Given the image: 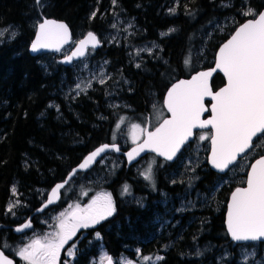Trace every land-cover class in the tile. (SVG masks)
Segmentation results:
<instances>
[{
    "label": "trees",
    "instance_id": "trees-1",
    "mask_svg": "<svg viewBox=\"0 0 264 264\" xmlns=\"http://www.w3.org/2000/svg\"><path fill=\"white\" fill-rule=\"evenodd\" d=\"M263 9L264 0H0V32H5L0 40V247L13 256L5 242L16 244L14 227L28 219L57 182L94 148L113 143L123 117L146 120L153 101L162 103L174 81L211 67L221 44ZM249 10L253 15H245ZM45 18L66 21L74 39L90 31L99 36L102 46L89 52L90 60L107 71L103 81L76 94L67 88L76 80L77 62L65 65L61 54L31 55L37 25ZM116 18L131 23L130 29L118 34ZM202 49L204 60L197 62L196 52ZM224 83L217 74L212 86L217 90ZM262 155L264 147L253 161ZM158 164L155 185L139 172H128L126 162L114 170L96 164L88 173H78L62 191L61 201L45 211L50 215L62 207L67 189L76 180L81 183L80 177H111L107 187L114 214L89 230L92 241L79 245L76 264H89L101 250L140 264L159 255L162 259L151 264H245L244 246L233 242L225 227L229 196L245 183L218 188L226 173L213 171L206 162L198 169L193 194L209 196L208 204L181 214L178 231H165L173 235L158 236L155 218H167L173 198L189 190L187 184L169 180L177 164ZM131 196L139 198L138 205L130 204ZM13 197L22 205L12 212L8 204ZM252 245L256 243L247 246ZM257 245L264 252V241ZM262 258L264 264V253Z\"/></svg>",
    "mask_w": 264,
    "mask_h": 264
},
{
    "label": "snow or ice",
    "instance_id": "snow-or-ice-1",
    "mask_svg": "<svg viewBox=\"0 0 264 264\" xmlns=\"http://www.w3.org/2000/svg\"><path fill=\"white\" fill-rule=\"evenodd\" d=\"M245 15H253V12L249 10ZM66 37V25L45 21L40 25V33L32 45V50L48 47L49 41H61ZM96 42L95 35L88 33L73 55H84V46ZM68 59L71 60V57ZM216 68L224 72L228 80L227 86L218 92H212L208 78L215 69L198 73L191 81H181L174 85L169 90L166 101L172 118L164 120L154 132L148 133L140 151L148 146L171 159L179 146L192 134L193 128H205L210 124L215 129V135L212 137V162L215 167L223 170L236 159L238 153L253 145V137L264 135V13L258 14L257 19L243 24L223 45ZM204 96H211L216 103L211 108V119L201 121L200 115L205 111L202 103ZM107 147L108 145H104L97 149L80 167H86L89 161ZM134 153L136 149L128 154L130 159ZM247 185V188H238L233 193L229 205L228 230L237 241L264 238V157L252 166ZM61 187L63 185H57L52 195L55 196ZM100 201L104 203L98 207ZM51 202L49 200V203ZM114 210L110 196L97 197L82 214H71L72 223L61 220L60 231L51 239L45 243L33 241L22 249L19 255L28 261V264H56L60 249L78 228L96 224L111 215ZM0 264H12V261L0 254Z\"/></svg>",
    "mask_w": 264,
    "mask_h": 264
},
{
    "label": "rangeland",
    "instance_id": "rangeland-1",
    "mask_svg": "<svg viewBox=\"0 0 264 264\" xmlns=\"http://www.w3.org/2000/svg\"><path fill=\"white\" fill-rule=\"evenodd\" d=\"M117 19V30L116 32L120 34L122 32V29L129 30L131 23L125 22L122 18H116ZM5 32H0V40L2 41L3 37L5 36ZM78 39H76L77 41ZM69 49H72V46H69ZM68 49H64L62 51L63 55L67 54ZM91 52V49H90ZM88 56L81 60L78 63V65H74V68H77L78 74L76 75V80L72 86H68V91H71L78 94L84 91H87L95 81H103L107 77V71L100 66V64H96L95 62L90 60V53ZM204 52L202 49V52H199L196 57L198 58L197 62H200L204 60L203 58ZM194 56H190L188 58V61H193ZM200 59V60H199ZM188 72H193V68L190 66L188 67ZM79 85V87H78ZM156 101V100H154ZM157 105V104H155ZM164 117V111L162 110V107L157 105L153 112H152V119H151V127L156 126L160 120H162ZM138 126V127H133ZM211 132L205 130L200 133L196 143L194 144V147L191 148L193 151H189L185 157L181 158L177 163L176 171L172 173L170 177V181L172 183H183L187 184L189 190L187 189V193L184 195H178L179 197V205L181 208L177 210L176 212L180 214L182 211H185L191 209V211L196 210L198 207H204L209 202V196L206 195H199V194H193L194 191V184L197 181V173L198 169L202 168L203 164L207 162V155L206 150H208V147L210 146V138H211ZM144 137L143 129H142V123L137 122V120H134V118L131 119V117H123L117 125V132L114 134V140L113 143H117V141L120 142V144L123 147H129L132 144H136L140 142ZM201 137H204L203 139ZM264 147V135H262L257 143H255V146L251 151H249L247 154L243 155L240 160L235 164V166L225 174V177L221 179V183L219 184L218 188L222 184H234L237 182H244L243 178H245L247 174V170L250 167L254 155L257 153L259 148ZM210 150V148H209ZM122 160L119 158H115L113 156V152H110L106 154V156L102 159V161L99 163L102 166L107 167L108 165H111L112 170L115 168L118 169L120 167V163ZM158 160L155 156H149L146 157L145 160L141 162V164L138 167L139 174L144 177V179H147L149 181V184L153 185V180L155 179L156 175V169L158 167ZM120 169V168H119ZM148 177V178H146ZM81 183L76 180L72 187L67 189L66 195H67V201L63 204L62 207H60L57 211L51 213L50 215L47 214L44 217L38 218V223L40 229H37L38 232H34L33 234L21 238L19 241L16 242L14 245H8L5 242V248L10 250V252L14 255L19 257L22 264H28V261L24 260L20 255V251L30 245L33 241L39 240L41 243H45L48 239H51L52 236L60 231L59 224L61 220H66L68 223H72L71 214L76 212L82 214L83 210H86L88 206L92 203L93 200H95L97 197H102L105 195H108L111 197L112 206L114 208V201L111 190L108 188L111 185V177L108 178L106 175H89L87 178L80 177ZM192 182V183H191ZM108 186V187H107ZM73 187L75 189V192L73 191ZM125 189V188H124ZM16 191V190H15ZM128 188L127 191L128 192ZM129 194L132 193V191L128 192ZM213 195H211V198H213ZM103 201H100L98 204V207L103 205ZM20 205H22V202L20 200L15 199L14 197L11 199L10 203L8 204V210L11 208V211L13 212L16 210ZM115 209V208H114ZM115 211V210H114ZM114 211L111 215L106 216L103 220H100L96 224H92L89 227H80L76 230L75 234L72 235V237L63 245L61 249H65L64 255H69L71 258L69 259V262L67 264H74L73 258L75 257V248L76 244H71V241L73 243L75 241V237L86 229L94 228L104 220L108 219L110 216L114 214ZM63 214V215H62ZM168 221V220H167ZM171 221V220H169ZM172 222V221H171ZM178 221L176 222V224ZM79 233V234H78ZM97 234V233H96ZM97 239H99V235H96ZM261 247L259 245H252L243 247L241 249V255L242 259L245 264H263V258L262 255L264 252H260ZM69 252L72 254L70 255ZM110 253L107 250H101L99 257L92 259L89 264H103L108 258ZM158 256L156 257H145L142 260L143 264H151L155 261H157ZM58 259L56 260V264H58ZM113 259L116 261V264H140L136 260H133L131 258L120 256L119 258H116L115 256Z\"/></svg>",
    "mask_w": 264,
    "mask_h": 264
},
{
    "label": "water",
    "instance_id": "water-1",
    "mask_svg": "<svg viewBox=\"0 0 264 264\" xmlns=\"http://www.w3.org/2000/svg\"><path fill=\"white\" fill-rule=\"evenodd\" d=\"M260 13H264V9ZM257 18H258V15L256 17H254V18L247 19V20H245L242 24H240L235 29V31L231 34V36L224 43H222L221 46L218 48V50L216 52L214 64L211 67L197 70L196 72H193L189 77L180 78V79L174 81L169 86V88L167 89V91H166V93L164 95V101H163L164 108L167 111L168 115L160 122V124L156 128H158L163 123L164 120L171 119L172 118V113L168 111V107H167L166 101H167V98H168V92H169L170 89L173 88L174 85L179 84L181 81H191L193 79V77L196 76L198 73L208 72V71H212L213 69H215V71H212V75L208 78L209 87L211 88L212 92L213 93L218 92L220 89H222V88H224V87L227 86L228 80H227V77L225 76L224 72L221 71L220 69L216 68V62H217V59L219 57L220 49L223 47L224 44H226L232 38L233 35H235L236 31L243 24L247 23L249 20H254V19H257ZM45 21H54L57 24H64V25H66V27H67V37H66V39L61 40V41L51 40V41L48 42L49 43V46L48 47L38 48L36 51H33L32 50V45L36 41L37 36L40 33V25L43 24ZM88 33H93L95 35V37H96V41L97 42L95 44H93V43L86 44L84 46V55H82V56L75 55L74 56L73 53L76 52L78 48H80V46H81L80 45V42L83 41V40H85L87 38ZM88 33H86L83 37H81L80 39H78L76 41V39H74V37H73V32L71 30V27L69 26V24L66 21L59 20V19H54V18H45L42 21H40L38 23V25H37L36 34H35V37H34L32 43H31V46L29 48V51H30L31 55H33V56H37V55H39L41 53L61 54L64 49L69 48V46H72L71 51L67 55H64V56H62L60 58V62L61 63L65 64V65H68V66H71V65L75 64L76 62H79L81 60H84L88 56V53H89L90 49L96 50V49H98V48H100L102 46V43L100 41V38H99V36L95 32L90 31ZM69 57H71V60L68 59ZM217 74H221L224 77L225 83H224V85L222 87L218 88L217 90H214V88L212 86V81H213V78ZM207 101H210L211 102V104L209 106L206 104ZM202 103L204 105L205 111L203 113H201L200 120L201 121H204V120L211 119V117H212L211 108L216 103V101L213 100L211 96H204ZM209 112H210V114L207 117H205ZM156 128L153 129V130H151V131H149L147 129L146 132H145V135H144V137L142 139V141H140L137 144L131 145L126 150H124L119 143H103V144H100L99 146H97L96 148H94L87 155H85L83 157V159L67 174L66 178L63 181L57 182L51 188V190L47 194L46 199L42 202V204L37 209L34 210V212L32 213V215L25 222H23V223H21L19 225H16L14 227V233L16 235H20V234H22V233L30 230L33 227V221H32L33 216L42 214L47 209H49L51 206L57 205L61 201L62 191L69 184V182L75 176H77L78 173L90 171L93 167L96 166V164H99L100 163V161L106 156V154H108L110 152H114L116 154H122L125 157L128 165H132V164L138 162L141 158H143L145 155L150 154V153L156 155L160 159L166 160V161H168V162L171 163V162H174L177 159V157L179 156V154L184 150L185 146L188 145L190 142H192L194 140L197 131L211 130L212 136L210 138V150H209L207 162H208L209 167L213 171L218 172L220 174H225L228 171H230L235 166V164L240 160V158L243 155H245L249 150H251L252 147H253V145H252L251 147L245 149L244 152L238 153L237 156H236V159L234 161H232V163H230L227 168H224L223 170H221V169H218L217 167H215L214 164H213V162H212V159H213L212 137L215 135V129L210 124L207 127H205V128H200V127L193 128L192 129V134L179 146L178 150L175 152V154L172 156L171 159H168L166 156L160 155L159 152L154 151L151 147H148V146H145L144 149H143V151H140V146L142 144H144L145 140L148 137V133L149 132H154L156 130ZM260 135L261 134H258L256 137H253V142ZM104 145H108V147L105 148V150L103 152H100L99 155L95 156L94 159H92L91 161H89L87 163V166L86 167H83V168L80 167L81 164H84L85 163L87 157H89L92 153L96 152L97 149L101 148ZM133 149H136V153H134L133 156H132V158L130 159L128 154L129 153H132L133 152ZM262 157H264V155L256 158L251 163V165L249 167V170L247 172V180H246L245 185L235 187L233 189V191L231 192V194L229 196V199H228V202H227L226 212H225V227H226V231H227L230 239L233 242L237 243V244L250 243V242H263L264 241V238H260V239L255 240V241H252V240H239V241H237V240H234L233 239L230 231L228 230V212H229V205L232 202V195H233V193L238 188L239 189L247 188V186H248L247 185V181H248L249 175L251 174L252 166L255 165L256 162L259 159H261ZM57 185H63V187L59 188L56 191V195L53 196L52 195L53 190L56 189V186ZM49 200H51L52 202L49 203ZM77 214H80V213H77ZM26 224L27 225H30V226L29 227H24V225H26ZM17 229H20V230L17 231ZM0 254H2L3 257H6L8 260H11L12 261V264H16V260L14 259V257H12L11 255L7 254L4 251V249L1 248V247H0ZM103 264H116V261L113 259V256L110 255L109 258Z\"/></svg>",
    "mask_w": 264,
    "mask_h": 264
},
{
    "label": "flooded vegetation",
    "instance_id": "flooded-vegetation-1",
    "mask_svg": "<svg viewBox=\"0 0 264 264\" xmlns=\"http://www.w3.org/2000/svg\"><path fill=\"white\" fill-rule=\"evenodd\" d=\"M68 49V51L70 52L71 51V49H69V48H67ZM69 52H67V54L69 53ZM66 54V55H67ZM61 55L62 56H64L62 53H61ZM214 90H216V89H214ZM163 101H164V97H163V100H162V103H159L157 100L156 101H153V103L151 104V110H152V112H153V110H154V108L157 106V105H159L160 104V106L162 107V110L164 111V117H163V119L168 115V113H167V111L165 110V108H164V103H163ZM155 104H157V105H155ZM206 104L209 106L210 104H211V102L210 101H207L206 102ZM210 114V112L205 116V117H207L208 115ZM151 119H152V115L151 116H148L147 118H146V120H142V121H139V120H137V122H141L142 123V129H143V133H144V135H145V132H146V130L148 129L149 131H151V130H153V129H155L159 124H160V122L163 120H160V122L156 125V126H154V127H151ZM203 131H205V130H202V131H197L196 132V135H195V138H194V140L192 141V142H190L188 145H186L185 146V148H184V150L179 154V156L177 157V159L174 161V162H168V161H166V160H163V159H160L159 157H157L156 155H154V154H147V155H145L143 158H141L138 162H136V163H134V164H132V165H128V163H127V161H126V159H125V157L122 155V154H118V155H120V159L122 160V162H126L127 163V171L129 172V169H131L132 170V172L134 173V172H139L137 169H138V167L137 166H139L140 164H141V162L143 161V160H145V158L146 157H149V156H155L156 158H157V160H158V162L159 163H161V164H163V166L165 165V166H167L168 168H171V164H178L177 162L181 159V158H183V157H185L186 156V150H188V149H190L191 150V152L193 151V149H191V148H193L194 147V144L196 143V141H197V139H198V137H199V135H200V133L201 132H203ZM207 131H209V132H211V130H207ZM211 135H212V132H211ZM262 135H260V136H258L255 140H254V142H253V147L255 146V143H257V141L259 140V138L261 137ZM210 141V140H209ZM194 142V143H193ZM122 146V145H121ZM253 147H252V149H253ZM122 148H124V150H126L128 147H123L122 146ZM187 148V149H186ZM209 148H210V146L208 147V150H206V151H208V154H209ZM186 149V150H185ZM251 149V150H252ZM251 150H249V151H251ZM189 151V150H188ZM248 151V152H249ZM247 152V153H248ZM246 153V154H247ZM208 154H207V158H208ZM253 162V161H252ZM206 163V162H205ZM204 163V164H205ZM208 163V162H207ZM204 164H203V166H204ZM173 167V166H172ZM178 166H176V168H177ZM248 170H249V168H248ZM247 170V171H248ZM173 173V172H172ZM172 173H170L169 175H168V177H169V180H170V177H171V175H172ZM142 177V176H141ZM142 178H144V177H142ZM145 181H147V179H144ZM243 180H245L244 181V183H246V180H247V174H246V176H245V178H243ZM148 182V181H147ZM153 184H154V182H153ZM156 184V183H155ZM154 184V185H155ZM171 184H175V183H172L171 182ZM240 186H243V185H240ZM160 194V193H159ZM161 195V194H160ZM160 195H158V196H160ZM113 196V195H112ZM161 197V196H160ZM146 199H147V197H146ZM173 199H175L174 200V202H175V206H172V207H170V208H168V214L167 215H169L167 218H155V221H156V224H157V228H156V233H157V235L159 236H163L166 232L165 231H168V230H171V231H173V234L176 232V230L178 231V227H179V220H180V217H181V214L180 213H178V212H176L177 210H179V208H181L180 207V205H179V197H177V198H173ZM113 201H114V199H113ZM129 202H130V204H137L138 202H139V198H137V197H134V196H131L130 198H129ZM169 202V201H168ZM144 204H145V201H144ZM138 205V204H137ZM148 207V203H146V205H144L142 208H147ZM114 208H115V201H114ZM188 209V208H187ZM185 210V211H182L181 213H192L193 211H191V209H189V210ZM45 213V212H44ZM44 213H42V214H39V215H35V216H33V218H32V221H33V227L30 229V230H28V231H26V232H24V233H22V234H20V235H17L18 237V239H17V241H19L21 238H24V237H27V236H29V235H31V234H33L34 232H38V230L37 229H40V227H38L39 226V223H37V225H35V223H36V218L37 217H44L45 216V214ZM50 213V212H49ZM32 215V213L31 214H29V216H28V218L30 217ZM47 215V214H46ZM168 220V221H167ZM169 220H171V221H169ZM178 221V223L176 224V222ZM71 222H72V219H71ZM19 225V224H18ZM91 229H93V228H90V229H86L85 231H83V233H81V234H79V235H77L76 237H75V241H76V243L74 242L73 243V241H71V244H69V245H72V244H76V248H75V257L73 258V260H74V264H76V260H77V258H78V254H79V250H80V244H82V242L83 241H85V243L87 242L88 244H90L91 242L90 241H92V233H90L89 232V230H91ZM166 234H172V233H166ZM172 234V235H173ZM94 238V237H93ZM152 240V239H151ZM150 240V241H151ZM146 242H149V240H147ZM257 244V243H260V242H250V243H243V244H240V245H243L244 247H247V245H249V244ZM65 249L66 248H64V249H60V251H59V253H58V264H67V262H69V259L71 258V256H69V255H64V252H65ZM109 255H111V254H109ZM12 257H14V259L16 260V264H22V262H21V260L19 259V257H17V256H12ZM98 257H99V255H98ZM158 257H162V255H159ZM92 260V259H91ZM90 260V261H91Z\"/></svg>",
    "mask_w": 264,
    "mask_h": 264
},
{
    "label": "bare ground",
    "instance_id": "bare-ground-1",
    "mask_svg": "<svg viewBox=\"0 0 264 264\" xmlns=\"http://www.w3.org/2000/svg\"><path fill=\"white\" fill-rule=\"evenodd\" d=\"M88 173V172H87Z\"/></svg>",
    "mask_w": 264,
    "mask_h": 264
}]
</instances>
